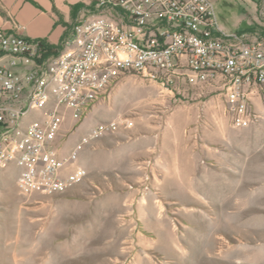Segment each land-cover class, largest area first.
Masks as SVG:
<instances>
[{
	"label": "built area",
	"instance_id": "obj_1",
	"mask_svg": "<svg viewBox=\"0 0 264 264\" xmlns=\"http://www.w3.org/2000/svg\"><path fill=\"white\" fill-rule=\"evenodd\" d=\"M92 1L116 17L75 22L56 53L17 24L0 27V168L16 166L23 196L56 195L85 182L80 151L134 121H100L67 150L62 125L68 112L80 121L109 100L129 73L163 87L220 82L234 127L251 123L253 98L264 94V37L224 30L211 0Z\"/></svg>",
	"mask_w": 264,
	"mask_h": 264
},
{
	"label": "rangeland",
	"instance_id": "obj_2",
	"mask_svg": "<svg viewBox=\"0 0 264 264\" xmlns=\"http://www.w3.org/2000/svg\"><path fill=\"white\" fill-rule=\"evenodd\" d=\"M211 1L224 30L246 31L264 37V0ZM83 5L85 17L101 13L116 17L107 10L96 11L92 0ZM219 84L213 83L203 95V99H210L208 105L212 114L207 117L200 110L196 121L225 124L226 143L221 141L220 144L226 163L218 164L219 172L212 170L203 176L195 194L185 195L180 200L189 209L170 208L186 247L185 254L175 256L174 261L176 264H231L217 254L222 240L235 244L240 241L242 251L236 257L241 256L242 263L264 264V94L254 98L251 123L234 127ZM195 88L197 86L188 91ZM183 89L184 86L177 83L163 87L136 73L123 76L111 91L109 100L96 102L82 120H74L67 113L62 125L68 135L64 149L72 147L100 121L121 116L132 118L135 123L140 117L157 113L176 102L191 105L197 101L191 95L183 96ZM178 97L179 101H175ZM34 117L35 113H31L27 121ZM92 146L85 147L80 154ZM16 169L14 164L6 167L8 180L5 189L0 190V264H128L116 251L121 245L120 232L114 238V229L103 226L105 218L96 221L91 201H84L87 196H96L108 187L104 176L113 177L114 169L123 170L95 167L94 178L88 173L84 183L64 193L23 196L14 180ZM249 247L253 249L247 255ZM161 248L164 257L172 256L169 248Z\"/></svg>",
	"mask_w": 264,
	"mask_h": 264
},
{
	"label": "crops",
	"instance_id": "obj_3",
	"mask_svg": "<svg viewBox=\"0 0 264 264\" xmlns=\"http://www.w3.org/2000/svg\"><path fill=\"white\" fill-rule=\"evenodd\" d=\"M86 1L0 0V27L9 29L17 24L26 36L60 44L70 35L72 25L86 18ZM176 83L184 86L183 96L191 95L197 101L191 105L176 102L140 117L131 128L96 140L79 156L92 178L95 167L123 170L114 169L113 177L104 176L108 187L84 201H91L96 221L105 218L103 226L114 229V238L120 232L121 245L116 251L124 263L176 264L175 256L184 255L186 247L170 208L189 209L180 200L195 194L203 176L212 170L219 172L218 164L226 163L220 144L226 143L225 124L196 121L200 110L207 117L212 114L210 99L203 95L216 81L191 92L188 90L196 86ZM17 174L16 169L15 182ZM8 175L6 168H0V190L5 189ZM161 247L169 248L172 256L164 257Z\"/></svg>",
	"mask_w": 264,
	"mask_h": 264
},
{
	"label": "bare ground",
	"instance_id": "obj_4",
	"mask_svg": "<svg viewBox=\"0 0 264 264\" xmlns=\"http://www.w3.org/2000/svg\"><path fill=\"white\" fill-rule=\"evenodd\" d=\"M239 242L235 244L233 242L229 243L221 240L218 246L219 249L217 251V254H219V256H221L222 258L224 257L226 260H229L231 264H244L240 261L241 256L239 258L236 257V255L239 256L238 252L242 251ZM252 249L253 248L249 247L248 250L246 251V254L248 255ZM232 260H234V263L232 262ZM255 264H259V263H255Z\"/></svg>",
	"mask_w": 264,
	"mask_h": 264
},
{
	"label": "trees",
	"instance_id": "obj_5",
	"mask_svg": "<svg viewBox=\"0 0 264 264\" xmlns=\"http://www.w3.org/2000/svg\"><path fill=\"white\" fill-rule=\"evenodd\" d=\"M41 40H42L44 46H46L47 51H48L49 53H56V52H58V51L60 50V48H61V44H51V43L47 42V41L44 40V39H41Z\"/></svg>",
	"mask_w": 264,
	"mask_h": 264
}]
</instances>
